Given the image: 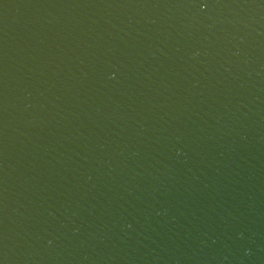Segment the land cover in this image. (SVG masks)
<instances>
[{"label":"water","instance_id":"water-1","mask_svg":"<svg viewBox=\"0 0 264 264\" xmlns=\"http://www.w3.org/2000/svg\"><path fill=\"white\" fill-rule=\"evenodd\" d=\"M0 264H264V0H0Z\"/></svg>","mask_w":264,"mask_h":264}]
</instances>
